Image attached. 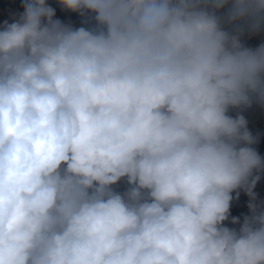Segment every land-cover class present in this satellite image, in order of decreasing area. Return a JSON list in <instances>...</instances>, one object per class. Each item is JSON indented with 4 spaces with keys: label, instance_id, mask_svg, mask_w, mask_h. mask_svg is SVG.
Segmentation results:
<instances>
[{
    "label": "clouds",
    "instance_id": "1",
    "mask_svg": "<svg viewBox=\"0 0 264 264\" xmlns=\"http://www.w3.org/2000/svg\"><path fill=\"white\" fill-rule=\"evenodd\" d=\"M54 2L0 24V264H264V0Z\"/></svg>",
    "mask_w": 264,
    "mask_h": 264
},
{
    "label": "trees",
    "instance_id": "2",
    "mask_svg": "<svg viewBox=\"0 0 264 264\" xmlns=\"http://www.w3.org/2000/svg\"><path fill=\"white\" fill-rule=\"evenodd\" d=\"M51 4L56 8V18H59L66 23L67 11L62 10L58 5L55 4V2H52ZM20 11H22L20 7V0H0V24H2L6 19L11 22V17ZM69 22L74 27L90 26L86 18L81 17L77 13H72L69 16ZM261 39H264V34L249 38L246 43L249 46H256L261 41ZM243 114L249 122V130L254 134L260 133V141L257 145H255V147L257 151L262 156H264V110L253 106V108L245 111ZM122 187L123 185L120 186V188ZM255 192L257 193L259 200H264V176H262L261 180L258 182ZM233 195L235 196V193ZM247 203L248 198L243 192H241L239 198L234 199L232 202L231 215L241 217L242 215L247 214Z\"/></svg>",
    "mask_w": 264,
    "mask_h": 264
},
{
    "label": "water",
    "instance_id": "3",
    "mask_svg": "<svg viewBox=\"0 0 264 264\" xmlns=\"http://www.w3.org/2000/svg\"><path fill=\"white\" fill-rule=\"evenodd\" d=\"M49 2L52 3V2H54V0H49ZM67 13H68V15L71 14V12H67ZM66 23H69V18L66 19Z\"/></svg>",
    "mask_w": 264,
    "mask_h": 264
}]
</instances>
